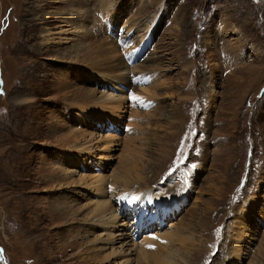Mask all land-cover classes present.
Returning a JSON list of instances; mask_svg holds the SVG:
<instances>
[{
  "label": "rangeland",
  "instance_id": "374dc122",
  "mask_svg": "<svg viewBox=\"0 0 264 264\" xmlns=\"http://www.w3.org/2000/svg\"><path fill=\"white\" fill-rule=\"evenodd\" d=\"M110 21L156 25L152 51L129 65ZM146 191L177 210L125 213L126 242L94 219ZM178 242L177 264H264V0H0V264H157Z\"/></svg>",
  "mask_w": 264,
  "mask_h": 264
},
{
  "label": "bare ground",
  "instance_id": "6f19581e",
  "mask_svg": "<svg viewBox=\"0 0 264 264\" xmlns=\"http://www.w3.org/2000/svg\"><path fill=\"white\" fill-rule=\"evenodd\" d=\"M115 47V46H114ZM117 51H118V49H117ZM141 75H138V76H136L135 77V81H133V82H138V83H141V81L142 82H144V80H145V83H146V80L147 79H150V76H145V77H140ZM112 83V82H111ZM137 84V83H136ZM112 85H113V83H112ZM114 85H116V84H114ZM143 94V93H142ZM107 100H111V101H108V102H111V103H115L112 107H110V112L108 113V114H106V115H104V116H99V117H97V118H99L100 120H102L103 121V119L104 118H107L108 120L107 121H109V120H111V121H115V118L117 119V116H116V111L117 110H115V109H119V108H121V106L123 105V102L121 101V100H117V99H113V98H111L110 96H108V98L105 100V101H107ZM125 102V101H124ZM105 107H106V105H104ZM76 107V106H75ZM78 107V106H77ZM102 107V106H101ZM103 109H104V107H103ZM119 116V115H118ZM111 137V136H110ZM75 140H76V138H74ZM94 139V138H93ZM74 141V140H73ZM112 142V138H108V139H106V141H105V143L106 144H110ZM103 143V142H102ZM92 143H90V144H88V146H87V148H90V147H92ZM106 149H109V147H106ZM77 156L76 155H73V157H71L74 161H76V160H78L79 158H76ZM125 182H126V180H125ZM127 183H129V182H127ZM134 189H138V188H136V187H133ZM184 188H186L185 187V185L181 188V189H178L177 190V192L176 191H171V192H169L168 193V196L169 195H172V194H175V196H177L178 194V192H179V194H180V190L181 191H184V190H186V189H184ZM141 192V191H140ZM140 192H138V193H136V194H134V193H131V194H129V195H127V194H125L124 196H126L125 198H123V203L124 202H127V200H128V198H132V201H131V205L129 206V204L126 206V207H121L120 208V210H121V213H117L118 212V210H116V211H113L114 210V204L111 202V201H109L108 203H109V205H107L106 207H104L103 209H99L98 211H97V213L94 215V219H96V220H100L101 222H103L102 221V219H104L105 217H107L108 215H110V217H113V218H115L116 220H112V221H114V225L112 226L113 228L111 229V230H113V231H111V232H114V234H115V236L118 238V239H130V236H128V233H127V231H126V225L124 224V219H122V218H124V214L126 213V214H129V211L130 212H135V209L137 210L138 208H140L141 210H140V212H142L145 208H146V205L147 204H154V205H158V206H155V207H157V208H159L160 206H162V208L163 209H167V210H175V208H174V203L172 204V202L173 201H162V200H158V201H151L150 199H149V201H147L148 200V196L147 195H149V191H146V192H144V193H141L140 194ZM152 193H150V195H151ZM153 195V194H152ZM156 195V194H155ZM123 196V195H122ZM172 196H174V195H172ZM181 196V195H180ZM158 196H156V198H157ZM160 197H161V195H160ZM153 198H155L154 196H153ZM122 199V198H121ZM158 199V198H157ZM151 201V202H150ZM168 203H170V204H168ZM161 204V205H160ZM66 210V209H65ZM67 212H68V210H66ZM138 211V210H137ZM176 211V210H175ZM66 212V213H67ZM112 215V216H111ZM137 215H139L140 216V213H138L137 212ZM110 217H108L107 219H106V221L108 222V221H110V223H111V218ZM117 217H118V219H117ZM106 223V222H105ZM109 224V223H108ZM111 224H113V223H111ZM205 222L203 223H200V225H201V227H205ZM108 227H109V225H108ZM118 230V232H119V234H116L115 233V231L114 230ZM134 231V230H133ZM136 233V232H135ZM134 233V234H135ZM141 233V232H140ZM138 236V235H137ZM173 235H169L168 236V238L170 239L171 237H172ZM146 238H144V240H145V242L144 243H142L141 244V246L142 247H146L148 244H150V243H153L154 242V240H155V238H154V236H152V235H148V236H145ZM133 239V238H132ZM185 239V238H184ZM186 240V239H185ZM236 240V239H235ZM239 240V239H238ZM127 240H125L124 242H126ZM74 242H75V244L76 243H86L85 241H81V242H79V241H75L74 240ZM123 242V243H124ZM154 244V243H153ZM152 244V245H153ZM176 244V248H173L174 247V245H173V247L171 248V250L169 251V252H166V253H164V254H162L161 256H159L158 257V262H157V264H177V261H176V259H182L183 260V257H182V254L185 252V251H190L191 250V247H185V248H182L183 246H184V242H178V243H175ZM193 245V244H192ZM154 246V245H153ZM170 248V247H169ZM162 249V248H161ZM233 249V248H232ZM159 251V250H158ZM85 252H87V251H85ZM84 252V253H85ZM90 255V254H89ZM92 255V254H91ZM236 255V254H235ZM239 256V255H238ZM96 258H97V256H95ZM186 257V256H185ZM189 257V256H188ZM237 257V256H236ZM85 258V257H84ZM95 258V259H96ZM90 259H92L91 257H90ZM238 260V259H237ZM85 261H88V260H85ZM98 261H100L99 259H98ZM92 263V262H91Z\"/></svg>",
  "mask_w": 264,
  "mask_h": 264
}]
</instances>
